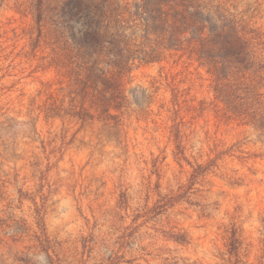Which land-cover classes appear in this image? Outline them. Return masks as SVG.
I'll return each instance as SVG.
<instances>
[{"label":"rangeland","instance_id":"rangeland-1","mask_svg":"<svg viewBox=\"0 0 264 264\" xmlns=\"http://www.w3.org/2000/svg\"><path fill=\"white\" fill-rule=\"evenodd\" d=\"M220 2L264 50V0ZM51 37L0 0V264H264V129L175 52L132 67L123 115L73 118Z\"/></svg>","mask_w":264,"mask_h":264},{"label":"trees","instance_id":"trees-1","mask_svg":"<svg viewBox=\"0 0 264 264\" xmlns=\"http://www.w3.org/2000/svg\"><path fill=\"white\" fill-rule=\"evenodd\" d=\"M53 52L69 69L71 109L81 121L123 115V78L136 63L180 53L206 69L215 99L234 117L264 129V56L257 28L220 0H28ZM82 27L76 29L75 25ZM101 85L102 87H98ZM79 99V100H77ZM74 103V104H73ZM88 104V108L85 107ZM107 124V123H105ZM197 171H205L201 165ZM184 241L183 237H175ZM237 243L232 235V245Z\"/></svg>","mask_w":264,"mask_h":264}]
</instances>
